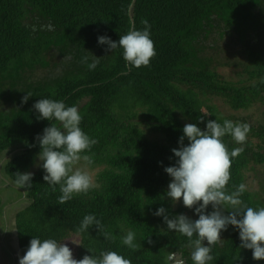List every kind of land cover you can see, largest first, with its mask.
<instances>
[{
    "label": "trees",
    "instance_id": "trees-1",
    "mask_svg": "<svg viewBox=\"0 0 264 264\" xmlns=\"http://www.w3.org/2000/svg\"><path fill=\"white\" fill-rule=\"evenodd\" d=\"M145 20L156 50L147 67H130L122 48L97 42L98 36L118 42ZM93 55L99 64L91 71L82 58L91 63ZM232 69L229 77L222 73ZM42 98L76 106L80 127L96 141L78 161L96 187L63 204L59 185L53 191L44 181L38 157L37 135L60 126L37 119L33 105ZM214 119L249 125L245 144L223 138L229 152L244 148L226 187L231 193L244 183V204L264 207V0H0V184L7 179L18 187L25 203L12 214L16 259L39 237L73 245L77 260L115 251L131 264H194L198 237L190 242L153 213L164 207L170 219H198L182 200L167 197L171 178L164 169L175 164L172 149L183 127L206 130ZM17 172H31L33 186L21 189ZM89 214L101 226L81 231ZM130 230L135 249L122 242ZM240 245L239 230L229 226L211 246L210 264H264Z\"/></svg>",
    "mask_w": 264,
    "mask_h": 264
},
{
    "label": "clouds",
    "instance_id": "clouds-1",
    "mask_svg": "<svg viewBox=\"0 0 264 264\" xmlns=\"http://www.w3.org/2000/svg\"><path fill=\"white\" fill-rule=\"evenodd\" d=\"M143 24L142 30L133 29L120 36L118 42L107 36H98L97 42L99 45H108V49L112 51L122 48L123 59L130 67H147L151 58L156 55V50L151 39V25L147 20L143 21ZM94 57L91 63H88L87 56L82 58V62L91 71L99 64V58ZM31 96L27 93L22 97L21 103H27ZM33 108L39 114L38 120L58 121L60 125L52 123L43 130L42 135L38 134L36 137L41 148L38 157L45 171L43 179L53 191L59 185L62 193L59 202L66 203L73 199L74 195L87 193L96 187L93 178L87 172L73 170L74 164L81 160L82 153L90 151L92 145L96 143L80 127L83 117L78 108L66 106L63 101L47 98L38 100ZM249 132V125L234 123L231 120H224L223 123L217 119L208 120L206 130H202L197 124L189 123L182 129L179 147L172 149L177 159L173 166L164 169L171 178L166 195L175 203L182 200L185 207L194 209L198 219L194 220L184 214L175 215L170 219L164 207L158 208L153 215L163 217L168 230L186 236L190 242L194 235L198 237L192 242L194 250L191 258L194 264H210L213 260L210 254L211 246L221 240V232L227 230L229 226L239 230L241 248L252 250L254 260H264V207L257 209L244 204L241 199L247 191L244 183L231 193L226 187L231 179L232 160L239 156L244 148L237 147L229 152L223 138L231 136L237 144L243 145ZM185 139L188 141L187 145L184 144ZM83 159L89 164L92 163L87 155H84ZM32 180L31 172H17L15 183L26 190L33 186ZM209 205L212 208L210 212ZM228 208H231V211L226 215L225 210ZM93 225L100 228L101 221L94 214L86 215L80 224V230L88 231ZM104 235L105 238H109L108 233ZM135 241L136 233L131 230L122 240L123 245L130 249L137 247ZM14 256L17 257V254ZM19 264H131V262L115 251L101 252L98 257L93 254L85 255L77 260L67 244L54 238L42 240L33 237L26 253L19 259Z\"/></svg>",
    "mask_w": 264,
    "mask_h": 264
},
{
    "label": "rangeland",
    "instance_id": "rangeland-1",
    "mask_svg": "<svg viewBox=\"0 0 264 264\" xmlns=\"http://www.w3.org/2000/svg\"><path fill=\"white\" fill-rule=\"evenodd\" d=\"M219 44L223 45L224 43L221 42L220 40ZM229 54L232 56V52L230 51V49L229 51L227 50L226 55ZM224 55L225 54H222V57H225ZM234 72H237V69H235ZM222 73L223 74L225 73V75L229 77L233 73V69L232 71L226 70L225 72ZM37 74L38 76H43L44 73L42 71H38ZM150 136L152 137L154 135H150ZM5 159L6 158H3L2 162H4ZM76 164L77 165L74 164L75 170H81V168L83 169V166L81 167L79 162H77ZM89 175L91 176V174ZM5 181L3 182V184H0V200H1V208L3 211V218L2 220H0V222L3 221L4 227L6 228L8 226V228L3 230L0 228V232L2 230V233H0V264H19L20 257L16 259V256H14L19 252V247L15 245L16 232H15V227H12L11 224L14 218L13 216L14 213L17 212L18 210H21V208L25 206L24 197L22 195L23 193L22 194L20 193L18 187H14V185H10L7 179H5ZM71 240L74 239L72 238ZM70 247L71 250L74 251V246L71 245ZM15 249L17 251H15ZM18 256H20L19 253Z\"/></svg>",
    "mask_w": 264,
    "mask_h": 264
},
{
    "label": "water",
    "instance_id": "water-1",
    "mask_svg": "<svg viewBox=\"0 0 264 264\" xmlns=\"http://www.w3.org/2000/svg\"><path fill=\"white\" fill-rule=\"evenodd\" d=\"M132 5H133V4H132ZM131 8H133V6H132ZM130 11H132V9H130Z\"/></svg>",
    "mask_w": 264,
    "mask_h": 264
}]
</instances>
